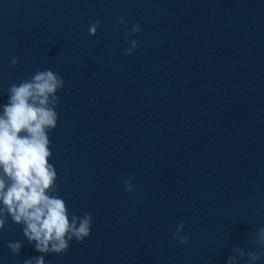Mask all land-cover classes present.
<instances>
[{"label": "water", "instance_id": "95a60500", "mask_svg": "<svg viewBox=\"0 0 264 264\" xmlns=\"http://www.w3.org/2000/svg\"><path fill=\"white\" fill-rule=\"evenodd\" d=\"M120 17L142 29L130 56ZM46 68L65 81L49 133L57 191L93 216L46 264H227L236 247L259 250L264 0H0V105ZM181 222L187 246L172 238ZM39 255L8 217L0 264Z\"/></svg>", "mask_w": 264, "mask_h": 264}, {"label": "clouds", "instance_id": "9594fccd", "mask_svg": "<svg viewBox=\"0 0 264 264\" xmlns=\"http://www.w3.org/2000/svg\"><path fill=\"white\" fill-rule=\"evenodd\" d=\"M147 19L146 17L144 18ZM118 24L128 29V22L118 18ZM101 21L96 20L88 27V34L96 36ZM142 31L137 22L125 35L126 56L138 48L136 40L128 37ZM82 34V33H81ZM19 56L11 57L10 67H15ZM65 85L64 78L51 68L37 69L28 79L12 84L7 89L8 100L0 105V231L6 220L21 226L22 234L41 255L25 259L23 264H46L45 255L63 256L70 248V242L82 243L91 234L93 216L72 214L66 202L57 191V171L50 162L49 133L57 127L60 103L57 95ZM125 191H134L132 177L124 182ZM71 199V197H69ZM185 224L181 222L172 232L174 241L189 245L191 237L183 234ZM258 251L236 247L227 264H257L264 258V227L250 236ZM19 240L10 241L6 247L19 256L22 248Z\"/></svg>", "mask_w": 264, "mask_h": 264}]
</instances>
